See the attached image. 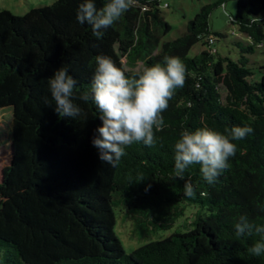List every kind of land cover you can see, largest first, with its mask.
<instances>
[{
    "label": "trees",
    "instance_id": "trees-1",
    "mask_svg": "<svg viewBox=\"0 0 264 264\" xmlns=\"http://www.w3.org/2000/svg\"><path fill=\"white\" fill-rule=\"evenodd\" d=\"M83 2L57 0L24 16L0 11V109L13 108L11 160L0 179V264H264V256L248 251L259 237H237L234 228L242 215L264 224V64L257 80L259 63L250 59L264 49V0H237L231 23L251 39L237 43V61L221 56L209 36L211 13L227 0L203 7L185 34L164 43L172 26L160 0H133L101 38L77 20ZM108 2L94 0L97 9ZM199 42L209 50L191 57ZM98 55L128 78L165 56L186 65L185 85L162 113L166 126L154 128L156 145L133 143L116 167L92 144L102 126L98 109L78 98L90 89ZM60 67L77 80L74 103L83 114L75 118L54 111L49 79ZM233 126L253 132L231 141L237 152L214 184L199 164L176 177L173 148L182 131L207 127L227 135ZM186 180L195 198L185 196ZM185 205L200 209L192 229L127 254L115 207L134 216L143 237L172 229Z\"/></svg>",
    "mask_w": 264,
    "mask_h": 264
},
{
    "label": "clouds",
    "instance_id": "clouds-1",
    "mask_svg": "<svg viewBox=\"0 0 264 264\" xmlns=\"http://www.w3.org/2000/svg\"><path fill=\"white\" fill-rule=\"evenodd\" d=\"M132 3L133 0H109L97 9L94 0H84L79 4L77 20L90 25L93 34L101 38ZM95 61L90 89L78 98L92 101L98 109L102 126L95 130L92 144L99 150L102 161L116 167L133 143L156 145L154 128L160 131L166 126L162 113L168 108L174 90L185 85L186 65L178 56H165L161 63L146 68L139 78H128L110 57L98 55ZM76 85L77 80L64 67L49 79L54 111L60 117L75 118L83 114L74 103ZM45 104L53 106L47 99ZM252 132L250 126H233L227 135L207 127L182 131L173 148L176 177L183 179L189 166L199 164L203 179L209 185L214 184L230 167L229 158L237 152V145L231 141L245 139ZM140 179L143 180L142 175ZM184 194L189 198L196 196L190 180L185 181ZM234 228L237 237L258 236L248 251L257 257L264 256V224L251 222L242 215Z\"/></svg>",
    "mask_w": 264,
    "mask_h": 264
},
{
    "label": "rangeland",
    "instance_id": "rangeland-1",
    "mask_svg": "<svg viewBox=\"0 0 264 264\" xmlns=\"http://www.w3.org/2000/svg\"><path fill=\"white\" fill-rule=\"evenodd\" d=\"M57 0H0V11H9L16 16H24L32 9L50 6ZM220 0H160L161 11L167 23L172 26L163 38V43L180 38L187 32L189 22L202 10L203 7L216 3ZM237 11V0H227L224 6L215 8L209 18L210 37L215 41L214 46L223 57H229L237 61L240 57V48L237 43L248 46L251 39L240 33L238 28L231 23V15ZM222 35V36H220ZM204 50H209L203 42L196 44L190 51L191 57L200 55ZM252 61L258 62L254 76L260 80L261 70L259 65L264 64V49H258L250 55ZM137 68L136 70H139ZM13 108L0 109V179L3 168L8 166L11 160L10 145L12 142ZM184 216L180 217L174 227L167 231H159L156 234L143 237L135 234V218L128 215V211L121 207H115L117 217L116 234L119 237L127 254L153 241H159L172 236L176 232H187L193 228L192 221L197 217L200 209L194 205H185Z\"/></svg>",
    "mask_w": 264,
    "mask_h": 264
},
{
    "label": "built area",
    "instance_id": "built-area-1",
    "mask_svg": "<svg viewBox=\"0 0 264 264\" xmlns=\"http://www.w3.org/2000/svg\"><path fill=\"white\" fill-rule=\"evenodd\" d=\"M212 43V42H211ZM213 45V44H212Z\"/></svg>",
    "mask_w": 264,
    "mask_h": 264
}]
</instances>
